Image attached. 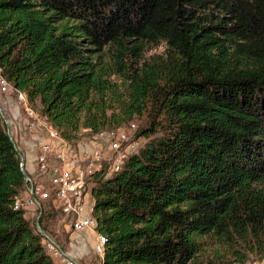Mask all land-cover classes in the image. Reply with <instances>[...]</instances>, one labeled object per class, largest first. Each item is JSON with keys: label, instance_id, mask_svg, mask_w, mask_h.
I'll list each match as a JSON object with an SVG mask.
<instances>
[{"label": "trees", "instance_id": "1", "mask_svg": "<svg viewBox=\"0 0 264 264\" xmlns=\"http://www.w3.org/2000/svg\"><path fill=\"white\" fill-rule=\"evenodd\" d=\"M0 66L74 144L148 112L152 139L95 175L103 264H190L207 232L264 258V0H0ZM26 194L0 113V264H58Z\"/></svg>", "mask_w": 264, "mask_h": 264}, {"label": "built area", "instance_id": "2", "mask_svg": "<svg viewBox=\"0 0 264 264\" xmlns=\"http://www.w3.org/2000/svg\"><path fill=\"white\" fill-rule=\"evenodd\" d=\"M11 95L15 96L18 111L16 124L21 131L20 137L30 138L36 161L34 174L27 171L33 191L29 190L28 185L27 194L16 199L14 208L27 211L37 209L39 206L32 193L39 203L51 200L57 210L70 218L68 225L72 234L80 233L93 238V250L100 256L103 264L108 239L98 229L95 216V199L92 195L95 175L103 170H106L107 177L119 172L128 156L139 150V141L132 140L130 132L119 127L112 130L102 129L83 136L76 144L70 142L30 103L25 91L16 89L4 77L0 66V98ZM6 123L10 125L14 137L12 122L7 118ZM89 132L91 129H84L82 135ZM84 138L88 140L82 141ZM15 141L17 144L16 139ZM17 148L19 149L18 146ZM19 151L25 157L27 170L26 155L21 144ZM45 246L60 264H76L50 240L45 239Z\"/></svg>", "mask_w": 264, "mask_h": 264}, {"label": "rangeland", "instance_id": "3", "mask_svg": "<svg viewBox=\"0 0 264 264\" xmlns=\"http://www.w3.org/2000/svg\"><path fill=\"white\" fill-rule=\"evenodd\" d=\"M166 50V44H148L144 47L143 55L141 57V62L143 60L151 59L152 57L158 56V55H164V52ZM114 80H117V76L112 77ZM120 82V81H119ZM126 86L121 87V92L125 93L124 90ZM13 98V99H11ZM9 99V100H8ZM15 96H2L0 98V105L5 104H11V106L16 105V101H14ZM8 100V101H5ZM2 101V102H1ZM114 105V104H113ZM42 107V103L37 100L35 103V108L40 109ZM10 115L12 118L15 119V122L18 124V115H16V106L9 107ZM149 116L148 112H145L143 115H135L134 118L130 121L124 122L121 125L115 127L109 126L106 129L112 130L117 129L119 127H124L130 132V136L132 137V140L139 141L140 147L144 145L147 141L152 139V136H145L139 134L140 129L147 126L149 124ZM88 140L87 138H84L82 141ZM24 194V193H23ZM39 207L37 209H32L31 211L27 212V216L30 218L32 223L36 226V220L39 215ZM45 215L46 219L44 220V224L46 225L48 231L50 232L49 235L61 246H63L66 250L69 251L71 249V234L70 231H67V227L65 224H68L70 221V218H67L62 211L54 209L50 210L49 207L45 204ZM37 228V226H36ZM38 230V229H37ZM87 238H89L88 235H83ZM198 244H199V250L195 257L191 260L190 264H264V258H260L259 256H256L254 254H247L246 251H244V254L247 256V260L245 262L240 260L239 257L236 255V250L239 248L237 246L228 245L225 243H221L219 239L216 237V235L213 232H207V233H198L195 235ZM89 240V239H88ZM90 241H93V238L91 237ZM89 241V242H90ZM90 247V244H89ZM56 262L60 264V262L56 259ZM86 264H102L100 256L97 254H94L93 252L90 253L89 257L87 258V261H85Z\"/></svg>", "mask_w": 264, "mask_h": 264}, {"label": "crops", "instance_id": "4", "mask_svg": "<svg viewBox=\"0 0 264 264\" xmlns=\"http://www.w3.org/2000/svg\"><path fill=\"white\" fill-rule=\"evenodd\" d=\"M16 115H18V111H16ZM20 144H21L23 153L26 155L27 170L29 173L34 174V169L36 168V161L34 159L35 152L33 149V144L31 143L30 138H28V136H21ZM65 226L67 227V231L69 232L70 225L65 224ZM70 234H71L70 236L71 237V242H70L71 249L68 251V254L76 258L82 264H86L85 261H87V258L89 257L90 253L93 252L94 254H96L93 250V244L90 241L91 236L87 238L85 236H82V234L80 233L72 234L71 231H70ZM89 244H90V247H89ZM101 263H102V259H101Z\"/></svg>", "mask_w": 264, "mask_h": 264}, {"label": "water", "instance_id": "5", "mask_svg": "<svg viewBox=\"0 0 264 264\" xmlns=\"http://www.w3.org/2000/svg\"><path fill=\"white\" fill-rule=\"evenodd\" d=\"M0 113L2 114L3 118L5 119V121L7 122V118H6V114L4 112V108L2 105H0ZM7 132L11 138V140L14 142V145L15 147L17 148V144H16V141H15V138L13 137L12 133H11V127L10 125L7 123ZM18 150V154L21 158V169H22V172H23V175H24V179H25V182H26V185L28 186L29 185V181H31V178H30V175L29 173L27 172L26 170V167H25V157L24 155L22 154L21 151H19V149L17 148ZM29 190L32 192L33 191V187L32 185H29ZM32 196L33 198L36 200L37 202V205L39 206L40 208V212H39V215L37 217V220H36V226H37V229L38 231H40L42 233V235L44 236L45 239L47 240H50L51 242H53L60 250L61 252L71 258L76 264H82L81 262H79L76 258H74L73 256H71L70 254H68V252H66L62 246L60 244H58L48 233L46 230H44L41 226V223H40V217L42 215V208H41V204L39 203L38 199L35 197V195L32 193Z\"/></svg>", "mask_w": 264, "mask_h": 264}]
</instances>
